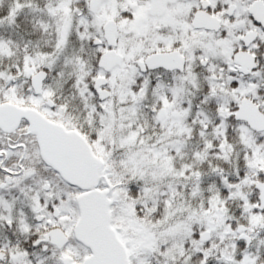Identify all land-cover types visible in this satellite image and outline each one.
<instances>
[{
  "label": "snow or ice",
  "instance_id": "6c2138e0",
  "mask_svg": "<svg viewBox=\"0 0 264 264\" xmlns=\"http://www.w3.org/2000/svg\"><path fill=\"white\" fill-rule=\"evenodd\" d=\"M0 264H264V0H0Z\"/></svg>",
  "mask_w": 264,
  "mask_h": 264
}]
</instances>
